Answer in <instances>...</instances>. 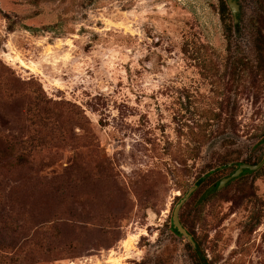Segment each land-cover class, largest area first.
<instances>
[{
    "label": "rangeland",
    "instance_id": "1",
    "mask_svg": "<svg viewBox=\"0 0 264 264\" xmlns=\"http://www.w3.org/2000/svg\"><path fill=\"white\" fill-rule=\"evenodd\" d=\"M221 1L0 0V147L28 141L38 94L67 131L0 171L3 251L38 238L35 264H196L171 213L220 169L184 204L187 228L208 264H264V164L200 198L264 159V82L233 74L255 64L264 0H236L230 41Z\"/></svg>",
    "mask_w": 264,
    "mask_h": 264
},
{
    "label": "trees",
    "instance_id": "2",
    "mask_svg": "<svg viewBox=\"0 0 264 264\" xmlns=\"http://www.w3.org/2000/svg\"><path fill=\"white\" fill-rule=\"evenodd\" d=\"M219 16L224 27L225 35L227 41H230L232 34H238V25H234L233 20L231 19V13L226 3L223 1L220 2L219 7ZM232 21V22H231ZM229 49V48H227ZM254 50H255V64L251 67V64L245 63L242 58H238L236 60V64L239 67H235L233 74L238 78L244 79L246 76H251V72L255 76V78H261L262 82H264V29L263 27H258L255 32L254 37ZM241 67V68H240ZM54 109L46 98L42 97L40 94L35 95V97H31L29 102L26 105L25 110V123L26 126H29L28 141L27 142H19L16 138H10L9 143L7 145H2L0 147V171H11L17 169H24L26 167H30L34 163V157L37 154L35 145L37 142L41 143L46 140H53L55 138L60 137V133L63 132L64 129H60V125H63L65 118H61V115L56 114L53 115ZM213 119L218 120L219 116L212 115ZM232 120V119H231ZM234 125L232 120V126ZM78 126L82 128V124L78 123ZM56 145H50L48 149L54 148ZM250 164V163H249ZM259 163H253L251 165H256ZM50 166V165H49ZM39 167L41 169H46L48 165L40 164ZM93 168H98V166H94ZM222 168H228V165L223 166ZM88 173H90V169H87ZM220 169H215L214 173H218ZM258 171V170H257ZM250 173V171H245ZM214 173H206L204 178L199 177L195 184L198 185L197 190L192 194L190 199L198 192L201 185H203ZM236 180V179H235ZM218 180L212 181L208 187L205 189L200 198H207L210 195L217 194L216 186L218 184ZM179 200V199H178ZM187 202L185 203V205ZM184 205V206H185ZM183 207L179 213V221L182 226L187 229V231L192 235L193 240L196 243V248H192V246L187 242V246L190 248L192 252V258L194 259L196 264H208L203 253H200V243L194 238L192 232L188 230L187 223L184 218V214L182 212ZM172 214V213H171ZM172 216V215H171ZM170 231L177 236H180L175 230L170 227ZM181 237V236H180ZM42 246L38 242V238L32 239L31 241L23 240L21 243H18L14 249H11L9 252H5L0 248V264H35V254L40 251ZM47 254H53L54 250L51 248H47L45 250Z\"/></svg>",
    "mask_w": 264,
    "mask_h": 264
},
{
    "label": "water",
    "instance_id": "3",
    "mask_svg": "<svg viewBox=\"0 0 264 264\" xmlns=\"http://www.w3.org/2000/svg\"><path fill=\"white\" fill-rule=\"evenodd\" d=\"M226 4L230 10V13L233 18L234 25L237 24L238 19L237 15L239 14V7L235 0H226ZM264 164V159L262 162L256 165H250L246 163H240L237 165V169L235 172L230 175L229 177L222 179L218 185L216 186V190H221L225 187V185L228 182H231L235 179H237L245 170L250 172H255L259 170ZM204 178V176L202 177ZM198 185L194 184L192 187L188 189V191L184 194L183 197H181L178 201V203L174 206L172 210V216H171V228L175 230L180 236H182L193 248H196V243L193 240L192 235L182 226V224L179 221V213L181 208L184 206V204L190 199L192 194L197 190Z\"/></svg>",
    "mask_w": 264,
    "mask_h": 264
},
{
    "label": "flooded vegetation",
    "instance_id": "4",
    "mask_svg": "<svg viewBox=\"0 0 264 264\" xmlns=\"http://www.w3.org/2000/svg\"><path fill=\"white\" fill-rule=\"evenodd\" d=\"M235 2H236V0H235ZM237 25V24H236ZM243 163V162H242ZM246 164H248V163H246ZM251 165V164H250ZM228 166H230L229 164H228ZM229 168V167H228ZM237 169V167L235 166L234 167V169L232 170V172L229 174V175H227V176H224V177H221L220 179H219V181H217L218 183L222 180V179H225V178H227V177H229L230 175H232L234 172H235V170ZM246 171V170H245ZM245 171L238 177V178H240V177H242V176H244L245 175ZM247 174H251V172L250 173H247ZM237 178V179H238ZM234 181V180H233ZM232 182V181H231ZM231 182H228L226 185H225V187L226 186H228ZM218 185V184H217ZM224 187V188H225ZM223 189V188H222ZM221 189V190H222ZM221 190H219V191H221ZM217 192H218V190H216ZM187 230V229H186ZM195 242V241H194ZM190 244V243H189ZM193 248V247H192ZM194 249V248H193Z\"/></svg>",
    "mask_w": 264,
    "mask_h": 264
}]
</instances>
